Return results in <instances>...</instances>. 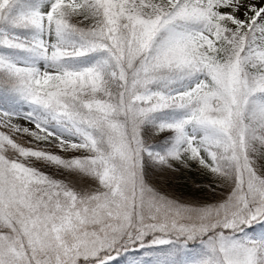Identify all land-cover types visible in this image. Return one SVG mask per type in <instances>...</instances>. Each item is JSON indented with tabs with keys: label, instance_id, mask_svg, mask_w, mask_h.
<instances>
[{
	"label": "snow or ice",
	"instance_id": "obj_1",
	"mask_svg": "<svg viewBox=\"0 0 264 264\" xmlns=\"http://www.w3.org/2000/svg\"><path fill=\"white\" fill-rule=\"evenodd\" d=\"M264 264V0H0V264Z\"/></svg>",
	"mask_w": 264,
	"mask_h": 264
},
{
	"label": "trees",
	"instance_id": "obj_2",
	"mask_svg": "<svg viewBox=\"0 0 264 264\" xmlns=\"http://www.w3.org/2000/svg\"><path fill=\"white\" fill-rule=\"evenodd\" d=\"M121 264H123V261H121Z\"/></svg>",
	"mask_w": 264,
	"mask_h": 264
}]
</instances>
